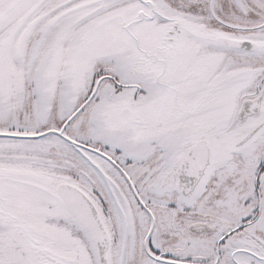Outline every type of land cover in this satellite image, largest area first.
<instances>
[{
	"label": "snow or ice",
	"instance_id": "6c2138e0",
	"mask_svg": "<svg viewBox=\"0 0 264 264\" xmlns=\"http://www.w3.org/2000/svg\"><path fill=\"white\" fill-rule=\"evenodd\" d=\"M0 264H264V0H0Z\"/></svg>",
	"mask_w": 264,
	"mask_h": 264
}]
</instances>
